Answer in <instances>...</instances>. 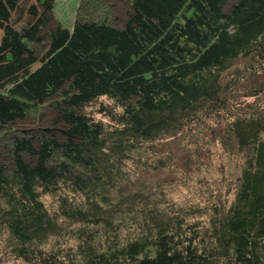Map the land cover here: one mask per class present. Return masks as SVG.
<instances>
[{
	"label": "trees",
	"instance_id": "trees-1",
	"mask_svg": "<svg viewBox=\"0 0 264 264\" xmlns=\"http://www.w3.org/2000/svg\"><path fill=\"white\" fill-rule=\"evenodd\" d=\"M53 1L0 0V264H264V0L71 30ZM47 105L55 128L15 131ZM219 146L241 165L215 184Z\"/></svg>",
	"mask_w": 264,
	"mask_h": 264
},
{
	"label": "rangeland",
	"instance_id": "rangeland-1",
	"mask_svg": "<svg viewBox=\"0 0 264 264\" xmlns=\"http://www.w3.org/2000/svg\"><path fill=\"white\" fill-rule=\"evenodd\" d=\"M130 4L127 1L121 0H54L53 11L50 14V24L48 28H56L63 26L71 30L74 26L77 16L85 18L107 19L117 26H122L130 11ZM3 29L0 27V43L2 41ZM47 45V41H46ZM46 47V46H45ZM43 48V46H41ZM57 113L51 106H45L37 113H31L27 118L16 122L13 128L16 132L23 133L24 131L34 130L38 128H55ZM5 131V128L0 129V135ZM10 136L5 133V137L0 138V150H3L4 144ZM180 139L173 146L175 160L183 163V149L179 147ZM223 146H219L215 152L213 164L211 165V173L209 182L220 184L223 181L231 180L234 174L241 165V157L237 154H230L223 150ZM172 178V177H168ZM174 180V178H172ZM172 180V181H173Z\"/></svg>",
	"mask_w": 264,
	"mask_h": 264
}]
</instances>
